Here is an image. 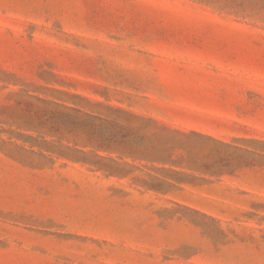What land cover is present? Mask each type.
I'll list each match as a JSON object with an SVG mask.
<instances>
[{
  "label": "rangeland",
  "instance_id": "374dc122",
  "mask_svg": "<svg viewBox=\"0 0 264 264\" xmlns=\"http://www.w3.org/2000/svg\"><path fill=\"white\" fill-rule=\"evenodd\" d=\"M0 264H264V0H0Z\"/></svg>",
  "mask_w": 264,
  "mask_h": 264
}]
</instances>
